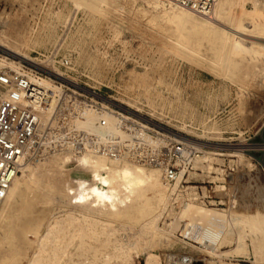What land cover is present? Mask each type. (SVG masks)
Masks as SVG:
<instances>
[{
	"label": "rangeland",
	"instance_id": "1",
	"mask_svg": "<svg viewBox=\"0 0 264 264\" xmlns=\"http://www.w3.org/2000/svg\"><path fill=\"white\" fill-rule=\"evenodd\" d=\"M163 2L0 0V45L33 62L3 50L0 60L33 72L38 68L43 78L56 77L70 90L88 91V102L123 112L156 132L177 133L197 156L192 171L183 179L184 186H197L204 192L199 195L209 197V202H220L222 206L207 208L225 211L227 220L236 214L262 211L258 196L264 194V56L254 52L264 47V36L250 29L244 17L238 25L232 21L242 12L257 10L264 15V0H232L230 14L215 23L217 29L238 27L236 30L243 33L231 32L229 39L239 37L248 52L234 54L230 45L219 54L207 45L196 53L182 47L177 41V23L169 20L171 10L160 12ZM61 134L59 131L53 140L41 139L37 156L24 162L18 174L24 173L25 187L0 205V264L7 250L3 240L6 217L29 202L32 211H37L36 202L48 191L33 190L31 181L37 177L41 161L57 154L46 152L45 145L48 149V142H57ZM79 171L71 164L56 168L60 191L49 193V201L40 204L48 211L41 215L40 231L54 219H81V210L74 207L76 203L66 191L67 186H74V175ZM158 181L167 187L162 175ZM166 196L168 201L148 236L141 232L143 216L130 225L112 223L106 217L95 219L110 230L125 251L121 261L105 260L102 264H145L147 256L164 264L165 256L178 254L188 255L193 264H227L231 258L264 264V254L254 256L248 239L244 255L236 249L235 238L229 241L223 236L214 253L176 238L168 191ZM17 264L26 263L19 260Z\"/></svg>",
	"mask_w": 264,
	"mask_h": 264
},
{
	"label": "bare ground",
	"instance_id": "2",
	"mask_svg": "<svg viewBox=\"0 0 264 264\" xmlns=\"http://www.w3.org/2000/svg\"><path fill=\"white\" fill-rule=\"evenodd\" d=\"M163 1L166 2L165 0ZM231 1L217 0L207 15L197 14L170 2H163L160 12H165L168 8L171 10L169 20L177 23V41L182 47L191 52H198L202 45L209 46L218 54L227 45H230L233 54L234 52H248V49L241 46L239 37L229 39L231 32H238L236 30L238 27L236 29L229 27L227 30H223L217 29L215 25V23L225 19L230 14ZM192 14H197L199 17ZM243 17L249 20L250 29L257 30L258 34L264 36V25H262L264 24V15L262 13L257 10H253L250 13L242 12L241 16L234 18L232 23L240 24ZM241 28L244 29V27ZM238 34L243 33L239 31ZM0 50L22 61L33 62L30 58L20 56L16 51L4 48L2 45H0ZM259 51L261 52L259 53ZM259 51H255L254 54L264 56V47H261ZM2 68L18 72L20 65L15 64V62L7 63L0 60V70ZM49 72L61 77L59 73ZM38 84L47 89L48 92H52L54 96L63 98L65 95L61 87L53 83L49 78H42L38 81ZM5 97L6 92L0 91V101ZM79 104L75 101L70 105L76 114L71 113L73 115L67 116L68 118L65 116L61 117L62 121H68L67 124L70 128H88L91 131H98L94 124L100 117L107 121L108 128L114 126V116L104 111H96L93 107ZM55 107L56 100L54 97L49 107L40 114L42 127L46 124L50 112ZM168 132L179 137L175 132L170 130ZM56 137L54 134H50L49 140H53ZM54 141L48 142L51 149H47V145H45V151L57 154L51 155L44 162L41 161L37 177L31 181L33 188H35L33 190L43 192V190L47 189L48 194L52 193L53 195L60 191L56 172L58 166L62 169L64 166L71 164L80 169L81 171L74 175V188H72L75 190L67 186L66 191H69L70 201L72 199L73 203H76L74 207L79 208V211L81 210V219L76 221L54 219L44 225L41 229L42 231H40L42 224L41 215H44L45 211L40 204L42 205L49 201L48 194H44L41 199L37 198L40 199L36 202L37 211H32L30 202L24 207L14 210L11 215H7V222L5 221V229L7 231L3 240L7 250L1 257V264H17L19 260H25L26 264H102L105 260L121 261L125 258V251L116 244L110 230L95 221V219L106 217L105 219L112 223L130 225L139 216H143L141 232L143 235H150L156 225L159 212L164 209L166 201H168L166 196L168 189L165 184L158 181L160 175L163 177L162 171L156 167L139 164L127 154L122 153L117 155V157H107L101 153L90 151L88 148L73 152L69 146H64L60 143V138L57 139V142L56 140ZM57 156L61 158L60 163ZM22 168H24L23 165L21 170ZM147 169L155 170L148 171ZM24 180V173L21 176L17 174L12 179L3 199L5 203L18 196L25 187L26 181ZM258 200L262 211H256L252 215L236 214V216L228 218V220L223 214L225 213L223 210L192 204L184 205L180 213L177 216L175 215L177 220H182L185 223L183 226L184 230H181L180 234L208 253H214L218 242L225 237L229 241L235 238L236 249L245 255L244 241L248 239L254 256L259 257L264 254L263 193L260 192ZM1 212L2 209L0 208V214ZM145 264H158V262L152 256H147Z\"/></svg>",
	"mask_w": 264,
	"mask_h": 264
},
{
	"label": "built area",
	"instance_id": "3",
	"mask_svg": "<svg viewBox=\"0 0 264 264\" xmlns=\"http://www.w3.org/2000/svg\"><path fill=\"white\" fill-rule=\"evenodd\" d=\"M165 1L197 14L207 15L217 0ZM42 78L43 72L38 68H35L34 72L26 67L20 68L18 72L5 68L0 70V88L6 92V97L0 101V203L12 179L20 173L24 162L33 161L37 156L41 139L46 141L50 134L57 135L61 131L60 143L69 146L74 152L88 148L107 157H117L123 153L139 164L159 168L168 187L169 205L173 215L177 216L187 204L202 207L222 206L220 202H209V197L201 196L204 193L201 188L195 186L187 189L184 186L186 183L183 179L192 171L197 156L179 137L169 132H156L123 112H115L91 100L89 103L88 91L83 88L70 90L60 84V79L56 77L49 79L60 86L65 95L63 98L54 96L38 84ZM54 97L56 107L42 127L40 114L49 107ZM75 101L80 103L79 105L93 107L96 111H104L114 116V126L108 128L107 121L100 117L94 124L98 131L70 128L68 121H62L61 117L75 113L70 106ZM50 148L51 146L48 149ZM174 219L175 236L183 239L182 241H188L180 234V231L184 230V221L175 217ZM164 264L193 262L188 255L178 254L165 256ZM227 264L245 263L231 258Z\"/></svg>",
	"mask_w": 264,
	"mask_h": 264
}]
</instances>
